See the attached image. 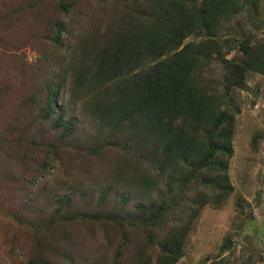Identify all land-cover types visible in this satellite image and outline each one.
Listing matches in <instances>:
<instances>
[{
  "label": "trees",
  "instance_id": "16d2710c",
  "mask_svg": "<svg viewBox=\"0 0 264 264\" xmlns=\"http://www.w3.org/2000/svg\"><path fill=\"white\" fill-rule=\"evenodd\" d=\"M98 1L111 4L108 27L86 34L66 71L46 77L23 59L10 74L12 87L1 86L2 132L14 141L0 134V152L12 143L22 150L8 153L9 168L0 172L26 191L63 154L85 152L103 165L105 185L89 196V213L12 214V235L17 239L19 229L31 244L26 264H51L53 257L64 264H179L201 211L222 208L233 192L228 164L240 112L233 93L252 91L249 78L264 77V40L250 44L242 33L236 49L231 36L240 21L230 28L235 18L258 24L261 0ZM51 24L47 39L59 50L64 26ZM215 62L222 69L217 83L205 77ZM51 192L70 206L72 186ZM62 220L93 224V239L100 235L105 247L68 236L59 248L51 227Z\"/></svg>",
  "mask_w": 264,
  "mask_h": 264
},
{
  "label": "rangeland",
  "instance_id": "374dc122",
  "mask_svg": "<svg viewBox=\"0 0 264 264\" xmlns=\"http://www.w3.org/2000/svg\"><path fill=\"white\" fill-rule=\"evenodd\" d=\"M61 1L70 5L67 11L59 7L60 0H0V78L3 77L0 88L2 85L11 86L13 78L10 74L19 69L17 65L23 59L26 64L38 63L41 75L57 78L61 70L69 68L72 57L79 55L77 46L86 34L92 30H99V36L105 33L108 18L112 15L110 3L98 0ZM260 8L262 14L256 25L247 20L245 24L244 17L232 21V28L229 27L232 30L240 21L239 33L231 36L236 38V49L242 41V33L246 34L250 44L264 40V0H261ZM117 20L120 21L116 18L111 23H117ZM52 21L62 22L64 26L59 50H55L47 39L55 33ZM221 71L220 63L215 62L206 71L205 77L217 83ZM248 86L252 91L233 93L240 110L232 140L233 154L228 164L233 192L222 208L205 207L201 211L186 240L185 257L179 264H264V77H250ZM3 129L0 123V134L4 137L10 135L9 141H14L13 133L2 132ZM255 135L260 137L256 145L252 142ZM9 146L0 152V170L9 168L4 165L10 161L8 153H21L22 148L17 143ZM62 157V161L58 160L59 164L54 165L56 169L47 170L45 178L26 191L20 190L21 182L7 181L1 178L0 172V264H26L32 255L26 234L18 229L17 239L12 235V231L17 229L12 214L19 216L25 211L37 217L40 212L50 215L55 208L63 214L93 211L95 204L88 198L95 188L105 185L103 165L93 161L85 152L79 156L63 154ZM58 184L74 188L70 206L57 203L52 196L51 188ZM31 192L33 200L28 197ZM80 192H84L86 197L80 196ZM64 223L62 220L61 225L51 227L59 248L63 247L68 236L82 239L84 246L99 247L100 251L105 247L101 246L100 235L96 241L93 239L96 237L93 224L78 220ZM106 230L111 229L106 227ZM89 231L94 234L90 239L86 235ZM114 234L118 237L117 232L114 231ZM11 237L15 238L14 243ZM50 259L51 264H64L61 257Z\"/></svg>",
  "mask_w": 264,
  "mask_h": 264
}]
</instances>
